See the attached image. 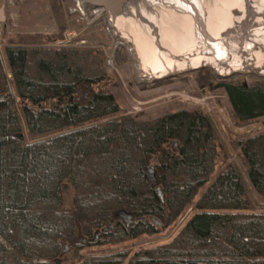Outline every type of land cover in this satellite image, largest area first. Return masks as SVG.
I'll return each instance as SVG.
<instances>
[{"label": "trees", "instance_id": "trees-1", "mask_svg": "<svg viewBox=\"0 0 264 264\" xmlns=\"http://www.w3.org/2000/svg\"><path fill=\"white\" fill-rule=\"evenodd\" d=\"M47 1L60 37L66 0ZM7 41L0 50V264H264V209L245 183L264 202V128L233 136L212 112L187 108L136 116L109 90L101 49L50 45L38 34ZM126 51L117 48V63L128 61ZM191 73L197 85L223 92L232 122L264 118V75ZM222 144L245 178L228 160L210 180ZM188 207L166 240L132 252L83 251L159 232ZM120 210L131 214L129 223Z\"/></svg>", "mask_w": 264, "mask_h": 264}, {"label": "rangeland", "instance_id": "rangeland-1", "mask_svg": "<svg viewBox=\"0 0 264 264\" xmlns=\"http://www.w3.org/2000/svg\"><path fill=\"white\" fill-rule=\"evenodd\" d=\"M65 3L64 11L66 15H64V20L66 27L62 31V36L55 37L54 34L58 32L59 28V19L52 14L47 0H0V50L4 44L8 43V38L20 37L24 34L42 35L50 45L99 48L103 53L104 66L110 77L108 88L125 112L148 118L177 108L208 111L218 118L223 129L237 137H243L264 128V118L262 117L245 123L232 122L223 92L208 86L197 85L192 78L191 71L208 67L218 76L225 77L227 75L217 74L213 67L203 65L178 74L171 73L161 78L142 77L135 64L130 44L115 33L109 20L111 18L109 12H103L102 8L90 10L75 0H66ZM68 31L73 32L74 39L67 37ZM69 39L72 40L67 42ZM80 40L84 41L81 42ZM76 42L78 43L75 44ZM119 46H123L129 56L128 61L122 64L116 62V51ZM232 73L264 75V73L254 71H234L230 74ZM7 74L10 76L9 72ZM169 76H172V78L164 83L162 80ZM157 80L161 81L157 82ZM220 108L224 109L227 118L221 113ZM231 125L245 126L246 129L243 132H237L232 129ZM220 152L218 165L210 180L228 160L233 161L238 166L242 177L245 178V170L240 162L227 151L223 144ZM245 183L249 194L257 201L259 208L264 209V202L254 193L247 181ZM205 186L198 190L195 198ZM64 200L67 205L71 204L70 193L67 190L65 191ZM190 210L191 207L186 208L174 222L159 232L141 234L136 238L118 244L85 246L83 251L87 254L109 253L121 249L132 252L136 248L166 240L178 230ZM80 238L82 239V237Z\"/></svg>", "mask_w": 264, "mask_h": 264}, {"label": "bare ground", "instance_id": "bare-ground-1", "mask_svg": "<svg viewBox=\"0 0 264 264\" xmlns=\"http://www.w3.org/2000/svg\"><path fill=\"white\" fill-rule=\"evenodd\" d=\"M109 20L142 77L203 65L220 75L264 73V0H125Z\"/></svg>", "mask_w": 264, "mask_h": 264}, {"label": "water", "instance_id": "water-1", "mask_svg": "<svg viewBox=\"0 0 264 264\" xmlns=\"http://www.w3.org/2000/svg\"><path fill=\"white\" fill-rule=\"evenodd\" d=\"M86 4L95 7V8H102L104 11L109 12L112 16L115 15V13L118 11V7L121 5L122 2L125 0H83ZM13 97L12 93H10ZM151 170V167L149 168ZM157 190H159L158 187H156ZM121 214L127 223L130 222L131 214L128 212H125L123 210H120L118 212Z\"/></svg>", "mask_w": 264, "mask_h": 264}, {"label": "built area", "instance_id": "built-area-1", "mask_svg": "<svg viewBox=\"0 0 264 264\" xmlns=\"http://www.w3.org/2000/svg\"><path fill=\"white\" fill-rule=\"evenodd\" d=\"M77 3H80L81 5H83L84 7H87L88 9H90V10H97V9H99V8H95V7H92V6H90V5H88V4H86L83 0H75ZM103 12H105L104 10H102ZM67 37H70V38H73L74 37V35H73V32L72 31H68L67 32ZM74 39V38H73ZM67 40V39H66ZM65 40V41H66ZM72 39H69L67 42H70ZM65 41H63V42H65ZM81 42H83L84 40H80ZM78 42H76L75 44H77Z\"/></svg>", "mask_w": 264, "mask_h": 264}]
</instances>
